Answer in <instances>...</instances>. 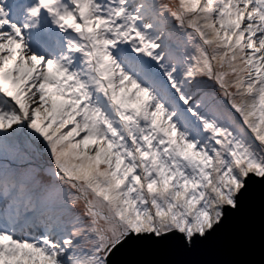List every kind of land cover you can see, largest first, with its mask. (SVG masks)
I'll return each mask as SVG.
<instances>
[{"label": "snow or ice", "instance_id": "1", "mask_svg": "<svg viewBox=\"0 0 264 264\" xmlns=\"http://www.w3.org/2000/svg\"><path fill=\"white\" fill-rule=\"evenodd\" d=\"M257 190L264 256V0H0V264H183Z\"/></svg>", "mask_w": 264, "mask_h": 264}, {"label": "water", "instance_id": "2", "mask_svg": "<svg viewBox=\"0 0 264 264\" xmlns=\"http://www.w3.org/2000/svg\"><path fill=\"white\" fill-rule=\"evenodd\" d=\"M259 190L253 197V220L249 228L234 241H225L219 245L192 254L173 257L183 264H218L222 261H244L246 264H264L261 251Z\"/></svg>", "mask_w": 264, "mask_h": 264}]
</instances>
